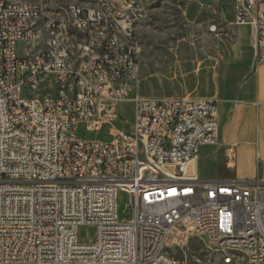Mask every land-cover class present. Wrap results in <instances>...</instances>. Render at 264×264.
I'll return each mask as SVG.
<instances>
[{
    "label": "built area",
    "instance_id": "obj_1",
    "mask_svg": "<svg viewBox=\"0 0 264 264\" xmlns=\"http://www.w3.org/2000/svg\"><path fill=\"white\" fill-rule=\"evenodd\" d=\"M91 4H63L66 26L44 19L41 35L28 11L61 5L0 0V264H188L172 250L193 234L225 262L234 248L263 261L259 151L252 178H202L201 150L220 143L219 101L133 96L141 34L129 11ZM234 12L254 27L263 65L264 0H234ZM126 102L129 131L79 135L111 126Z\"/></svg>",
    "mask_w": 264,
    "mask_h": 264
},
{
    "label": "rangeland",
    "instance_id": "obj_2",
    "mask_svg": "<svg viewBox=\"0 0 264 264\" xmlns=\"http://www.w3.org/2000/svg\"><path fill=\"white\" fill-rule=\"evenodd\" d=\"M23 1L53 8L66 3L91 5L94 0ZM135 1L145 17L141 27V63L132 95L217 99L221 109V138L213 148L211 159L203 163L202 175L252 178L258 165V149L263 160L260 170L264 169L263 134L253 152L242 146L243 137L235 134L241 106L257 107L260 100L254 27L234 21V0ZM132 110V103H123V114L111 126H105L101 132L80 129L79 135L113 139L119 131L131 129ZM127 202V196L121 194L120 213ZM91 232L92 229L86 228L82 234ZM233 253L234 260L227 263L207 236L195 234L172 250L176 258L188 264H264L242 251Z\"/></svg>",
    "mask_w": 264,
    "mask_h": 264
},
{
    "label": "bare ground",
    "instance_id": "obj_3",
    "mask_svg": "<svg viewBox=\"0 0 264 264\" xmlns=\"http://www.w3.org/2000/svg\"><path fill=\"white\" fill-rule=\"evenodd\" d=\"M15 1H18L19 3L27 2L23 0ZM117 6L118 9L122 11H129L128 28L139 32V25L143 21L138 20V14L143 18L145 17L141 6L135 0H130V3L127 0H102V8L104 9L117 10ZM75 7H77L79 11H92V4L82 5L75 3ZM28 19H36V25H34V34L49 35V24H44V19H58V26H66V19H68V5H61V11L51 12H45V6H38V11H28ZM85 109H92V101H85ZM234 251H242L250 259L254 260V257L251 255L250 249L248 248H234L233 252ZM233 254L227 256V263L234 260Z\"/></svg>",
    "mask_w": 264,
    "mask_h": 264
},
{
    "label": "crops",
    "instance_id": "obj_4",
    "mask_svg": "<svg viewBox=\"0 0 264 264\" xmlns=\"http://www.w3.org/2000/svg\"><path fill=\"white\" fill-rule=\"evenodd\" d=\"M142 23L139 25L140 34H141ZM142 48H143V45H142ZM141 55H142V52H141ZM140 63H141V57H140ZM259 78H260V83H259V99L260 100L258 101L259 104L257 107L254 104H248V105L241 106L239 116L237 118L238 126H237V131L235 134L236 137H243V141L241 142V145L252 150V152L254 151L253 148L254 146H256L257 141L259 142V145H260V141H261L260 138L262 134H263V143H264V64L259 66ZM254 115H255V118H254ZM221 122L222 120H221V109H220V126L222 128ZM220 138H221V130H220ZM213 148L215 147H205L201 150V157H200V163H199L201 177L207 178V179L229 178V177H221V176L202 175L203 163L211 159V156L214 153ZM252 152H249V154L251 155ZM256 161H257V158H256ZM257 169H254V176L257 173Z\"/></svg>",
    "mask_w": 264,
    "mask_h": 264
}]
</instances>
